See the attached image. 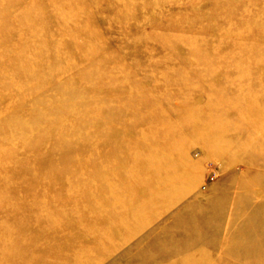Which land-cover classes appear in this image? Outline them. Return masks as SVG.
Returning a JSON list of instances; mask_svg holds the SVG:
<instances>
[{
	"label": "rangeland",
	"instance_id": "obj_1",
	"mask_svg": "<svg viewBox=\"0 0 264 264\" xmlns=\"http://www.w3.org/2000/svg\"><path fill=\"white\" fill-rule=\"evenodd\" d=\"M260 26L264 0H0V264H264V138L185 60Z\"/></svg>",
	"mask_w": 264,
	"mask_h": 264
},
{
	"label": "bare ground",
	"instance_id": "obj_2",
	"mask_svg": "<svg viewBox=\"0 0 264 264\" xmlns=\"http://www.w3.org/2000/svg\"><path fill=\"white\" fill-rule=\"evenodd\" d=\"M246 26L249 29L250 24L246 23ZM262 27L264 28V26ZM262 27L260 26L257 30H260ZM217 35H221V38H219L218 40L215 39L216 41L210 43L212 45L208 46L207 44V46H205L213 47L214 49L218 50L209 53L207 56H202L200 54L198 55L197 52L192 51L193 49H189L188 47H186L187 49L185 51V60L187 62L196 61V67H193V70L190 73H192V76H194L195 78H214L212 83H210L211 87L219 86L221 90L225 91L227 89L230 90V93L235 94V97H232V100H230L231 102L234 101L232 105L234 107H238L240 112L244 113L243 117L246 118L250 123L257 126L258 130L256 135L258 137L261 136L262 138H264V47H253L254 42L246 44L243 39L244 36L242 33H239L235 36L236 39L234 42H232L231 40H227V38H230V35L228 33H225L224 31H221V33H218ZM220 41H223L222 43L225 44L228 43L226 49H219L221 45L219 43ZM204 42L206 44V41ZM182 74H188V72L184 71ZM182 91L181 96L183 95L182 97L186 101V103L183 102L182 104H184V106L190 111L198 110V107H195L196 104H192L191 101V103L188 102L189 96L187 95L186 91ZM237 96L244 97L245 100L239 101V99L236 98ZM181 118H183L182 120L186 121V117L182 116ZM167 119H169L167 118V116L160 115L159 119L156 120V122L164 123L169 121ZM189 121L190 120H188L187 122ZM196 124L197 121L195 120H192L191 123H189V125H191L194 130H196ZM191 135L192 137L198 138V135H195L194 132H192ZM141 137L142 141H146L148 138L147 135H142ZM250 138L251 136H248L246 140H242L240 143L245 142V145H247L249 141H254L253 137L251 139ZM146 145L148 147L147 149L151 150V154L145 156L142 155V153L139 151V154L133 160L137 164L142 161L141 165L154 167L147 175V178L141 182V186L145 187L146 185L147 189L155 188L159 190L166 187L169 188V184L167 183L168 180L166 178L167 175L159 174L158 172L159 169H162V167L161 164L156 160L157 158H155V154L157 152L155 150L157 149V145L155 147L151 146L150 143L149 145L148 143ZM261 151L264 152V149H262ZM174 152H179L180 154V152L182 151L180 149L170 150V154H174ZM181 157H183L182 154ZM180 160L185 164V166L191 167V162L189 161L188 157H184L183 159L180 158ZM168 168L169 167H167V169ZM164 172L165 170H163V173ZM79 210L80 209H77L75 207L73 213L79 215ZM93 229L95 231H97V229L101 230V228H97L96 225L93 227Z\"/></svg>",
	"mask_w": 264,
	"mask_h": 264
}]
</instances>
